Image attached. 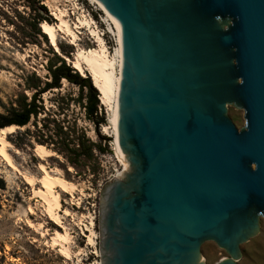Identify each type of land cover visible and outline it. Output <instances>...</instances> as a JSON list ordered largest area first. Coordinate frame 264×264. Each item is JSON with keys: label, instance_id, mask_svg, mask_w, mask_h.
<instances>
[{"label": "water", "instance_id": "95a60500", "mask_svg": "<svg viewBox=\"0 0 264 264\" xmlns=\"http://www.w3.org/2000/svg\"><path fill=\"white\" fill-rule=\"evenodd\" d=\"M97 1L120 35L129 163L102 188V264H206L208 241L239 264L264 219V0Z\"/></svg>", "mask_w": 264, "mask_h": 264}, {"label": "rangeland", "instance_id": "374dc122", "mask_svg": "<svg viewBox=\"0 0 264 264\" xmlns=\"http://www.w3.org/2000/svg\"><path fill=\"white\" fill-rule=\"evenodd\" d=\"M36 2L47 9L52 24H60L55 13L59 10L66 11L69 16L65 20L76 38L57 31L59 48L65 51L57 53L48 36L39 35L35 29L37 10L32 9V4L26 0H0V112L3 114H7V110L13 106L16 107L20 97L26 95L31 99L33 92L29 89V78L36 75L44 82L49 81L48 69L58 63V57L64 58L75 69L73 61L79 50L98 48L97 38L89 31L78 28L79 18L86 16L94 22L92 28L97 29L111 56L118 46L114 25L108 21L100 7L90 0ZM39 28L44 34L41 25ZM90 79L94 86L92 78ZM86 94L87 90L63 79L60 88L41 95L39 104L43 109L39 116L32 118L27 127L16 129L6 137L9 143L6 146L9 160L0 154V264L102 262L99 249L102 188L118 174L124 173L125 166L123 158H118L111 141H106L103 133V128L109 125L110 109L102 104L99 97V118H104L105 122L96 124L89 121L83 108ZM244 114L243 110L234 106L228 107V116L238 129L245 124ZM57 134H61V137ZM83 143L101 146L104 151L93 147L90 158L77 156L73 151L80 150L79 146ZM37 145L45 146L55 155L45 160L40 159L35 153ZM41 165L49 171L52 169L60 173L63 179L78 187L75 198L59 191L64 209L73 214V218L64 220L74 237L72 251L75 255L81 253V256H74L71 261L47 246L51 236H41L43 232L50 235L56 231L63 232L60 226L44 216V203L40 198L34 197V190L42 187L39 183L43 176L39 168ZM128 171L127 161L125 173ZM25 175L33 178L35 183H26ZM52 175L58 176L56 173ZM31 207L34 208V214L29 211ZM92 218H95L94 229L98 237L93 238L94 245H89L90 233L84 234L82 227L78 225L82 221L83 228L91 226ZM28 222L35 227H30ZM241 252L239 264H264V219H261L258 235L243 244ZM201 255L206 264H217L229 257L227 252L212 241L202 245Z\"/></svg>", "mask_w": 264, "mask_h": 264}, {"label": "bare ground", "instance_id": "6f19581e", "mask_svg": "<svg viewBox=\"0 0 264 264\" xmlns=\"http://www.w3.org/2000/svg\"><path fill=\"white\" fill-rule=\"evenodd\" d=\"M90 1L94 4H97L107 16L108 21H111L114 25V34L116 35L118 46L116 48L115 54L111 56L106 45L104 44L103 39L98 35L97 29L94 30V27L92 28V24H94V22H91L86 18V16H83V18L78 19V28L89 31L93 36L97 38V42L99 43V45L96 49H91L88 51L79 50L73 61V65L74 68L83 77L88 76L92 78L94 87L100 92V100L102 101V104L108 107L111 111L109 125L103 128V133L105 136L113 137L114 140L111 141V145L113 146L118 158H123V160L125 159V161L122 160V163L125 166L124 173H120L116 176V178H121V176L125 174L127 170L128 160L127 158H125V154L121 150L119 145L116 123V113L119 102L121 84L122 52L120 47V35L118 28L115 26L114 22L112 21L111 17L106 12L102 4L97 0ZM54 15L60 21V24L44 22L41 24V28L43 29V33L46 34L50 39V43L55 48L56 52L61 54V50L57 42V31L64 32L68 35H73V37L75 38L76 36L69 28V25L65 20V17H67L68 15L66 14V11L59 10V12L55 13ZM16 129L23 128L13 125L6 127L0 131V154L6 160H9L6 154V146L9 145L8 141L6 140V137L14 133ZM35 153L37 157L42 160H45L55 155L53 151L43 145H37ZM39 168L43 173L42 178L39 180V183L42 187L40 190H34V197L40 198L44 203V216L48 218V220L52 221L54 224L60 226L63 229V232L56 231L53 235L43 232L41 236H43V238L51 236V239L47 243V246L52 250H56L67 261H71L74 256H81V253L75 255V253L72 251L71 246L74 244V237L72 236V233L70 232L68 226H66L64 220L68 217L73 218V214L69 210L64 209L59 191L65 194H70L72 197H74L76 191L78 190V187L77 185L63 179L60 173L52 169L49 171L44 165H41ZM53 173H56L58 176L52 175ZM24 179L29 185H33L35 183V180L29 176L25 175ZM29 211L32 214L35 213L33 207H31ZM94 219L95 218L91 219V226H86L85 228H83L84 224L82 221L78 225L82 227L81 229L83 230L84 234L85 232L90 233L88 236L89 245H94L95 242L93 238L98 237L94 229ZM30 227L34 228L35 225L33 223H30ZM99 264H102V262Z\"/></svg>", "mask_w": 264, "mask_h": 264}, {"label": "trees", "instance_id": "16d2710c", "mask_svg": "<svg viewBox=\"0 0 264 264\" xmlns=\"http://www.w3.org/2000/svg\"><path fill=\"white\" fill-rule=\"evenodd\" d=\"M28 3L32 4V9L37 10L36 21L34 24L35 29L38 31L39 35L46 37L42 34L39 26L44 23H52V18L49 16L47 9L44 6L37 5L36 0H26ZM44 11V12H42ZM61 53L65 51L60 47ZM50 78L49 81L44 82L36 75L29 78V89L32 90L33 95L29 100V97L24 95L17 100L16 107H12L7 110V114L0 112V131L9 126L27 127L32 118H37L43 109L41 103V95L50 92L54 89L61 87V82L63 79L70 83L79 86L82 90H87L86 94V104L83 106L85 109L86 117L89 121L93 123L103 124L105 122L104 118H99V97L98 90L93 86L90 77H83L76 69H73L70 64H68L64 58L58 57V63L56 65H51L48 69ZM58 137H61L57 134ZM56 147V144H53ZM93 147H97L101 152L104 149L101 146H96L95 144L86 145L83 143L79 146L80 150L73 151L77 156L91 157Z\"/></svg>", "mask_w": 264, "mask_h": 264}]
</instances>
